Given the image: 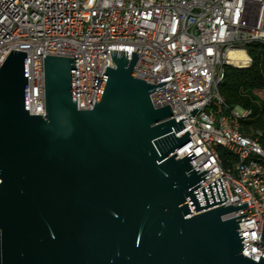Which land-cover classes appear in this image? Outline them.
Here are the masks:
<instances>
[{
	"label": "water",
	"instance_id": "water-1",
	"mask_svg": "<svg viewBox=\"0 0 264 264\" xmlns=\"http://www.w3.org/2000/svg\"><path fill=\"white\" fill-rule=\"evenodd\" d=\"M138 49L110 50L91 109L76 106L74 58L45 55L42 115L28 110L26 52L0 65V264H264L241 253L245 214L222 218L246 203L210 208L214 180L218 201L208 183L202 206L208 170L174 153L189 132L152 102L169 80L132 74Z\"/></svg>",
	"mask_w": 264,
	"mask_h": 264
},
{
	"label": "built area",
	"instance_id": "built-area-1",
	"mask_svg": "<svg viewBox=\"0 0 264 264\" xmlns=\"http://www.w3.org/2000/svg\"><path fill=\"white\" fill-rule=\"evenodd\" d=\"M250 44L264 48V0H0V65L11 50L26 52L30 114L45 111V55L74 58L76 106L91 109L112 61L110 50L126 51L130 59L139 48L132 74L153 84L169 80L155 88L163 87L151 94L152 102L169 104L172 117L183 118L176 136L189 132L190 139L174 153L183 157L192 151V168L208 170L196 187L202 206L203 186L212 203L208 183L218 201L214 180L222 203L210 208L246 203L222 218L245 214L235 219L245 221L238 232L250 237L242 240L241 251L249 258L264 257V147L234 124L250 110L229 108L219 84L227 66L250 64ZM233 50L243 51L246 59H231ZM219 146L235 156L231 167L222 166Z\"/></svg>",
	"mask_w": 264,
	"mask_h": 264
},
{
	"label": "trees",
	"instance_id": "trees-1",
	"mask_svg": "<svg viewBox=\"0 0 264 264\" xmlns=\"http://www.w3.org/2000/svg\"><path fill=\"white\" fill-rule=\"evenodd\" d=\"M247 54L251 58L248 66L226 67L224 79L219 84V94L229 108L239 105L250 110L248 118H240L234 124L244 135L257 136L264 147V48L259 44H250ZM218 152L224 168L236 162L235 156L224 147L219 146Z\"/></svg>",
	"mask_w": 264,
	"mask_h": 264
},
{
	"label": "bare ground",
	"instance_id": "bare-ground-1",
	"mask_svg": "<svg viewBox=\"0 0 264 264\" xmlns=\"http://www.w3.org/2000/svg\"><path fill=\"white\" fill-rule=\"evenodd\" d=\"M229 55L231 59H246V55L240 50H233L229 53Z\"/></svg>",
	"mask_w": 264,
	"mask_h": 264
}]
</instances>
